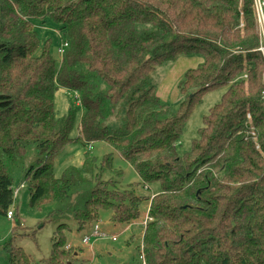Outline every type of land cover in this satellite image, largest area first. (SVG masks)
<instances>
[{"label":"trees","instance_id":"trees-1","mask_svg":"<svg viewBox=\"0 0 264 264\" xmlns=\"http://www.w3.org/2000/svg\"><path fill=\"white\" fill-rule=\"evenodd\" d=\"M46 17L69 44L59 68L49 42L39 54L33 21ZM259 45L254 0H0V214L8 216L20 175L30 208L60 223L45 264L77 259L67 243L69 215L78 231L106 212L113 223L133 226L146 204L145 264H264ZM194 53L204 61L186 74L173 112L153 77L159 66ZM59 88L76 92L84 110L76 141L106 143L143 184H159V193L140 196L136 185L105 179L109 156L55 176L76 121L74 111L57 117ZM214 88L226 92L182 155L183 128ZM125 99L124 124L112 130L107 123ZM5 250L9 264H31L23 248L9 243Z\"/></svg>","mask_w":264,"mask_h":264},{"label":"rangeland","instance_id":"rangeland-1","mask_svg":"<svg viewBox=\"0 0 264 264\" xmlns=\"http://www.w3.org/2000/svg\"><path fill=\"white\" fill-rule=\"evenodd\" d=\"M41 41L39 54L47 42L50 43V53L57 62L59 68L62 56L58 54L62 41L66 35L61 31V25L51 18L36 19L33 21ZM204 61L201 54H185L171 62L159 66L153 77L156 86V95L171 109L177 112L183 101L180 84L186 74L198 68ZM226 88H214L203 94L200 101L193 108L187 120L180 142L179 152L183 155L191 151L192 142L198 138L199 130L204 126V117L209 114L211 108L220 103ZM78 94L64 88H59L55 93V113L58 118L66 117L71 111L76 114V121L70 133L73 142L54 161V173L60 178L64 171L70 167L80 168L89 158H96L102 163L109 156L113 160V169L108 171L104 178L119 181L121 188L136 185L137 194L152 197L160 192L159 184H143L133 167L126 162L112 147L106 143L97 142L90 146L76 141L79 134V126L83 115V108L77 98ZM129 107V100L125 99L117 107L115 114L108 121V126L116 130L124 124L125 114ZM23 186V187H22ZM22 187V188H21ZM19 189L10 211L14 212L11 221L7 216L0 214V264H9L5 247L12 243L24 249L30 256L31 264H45V260L51 256L52 240L59 226L58 221L46 222L47 210L36 211L29 206L30 192L28 185L18 175L15 179V190ZM148 205H144L140 223L145 221ZM111 215L106 212L100 221L91 224L83 231H78L77 224L72 215L65 220L70 227L67 231L68 246L76 249L78 257L67 264H143L141 257L143 236L145 227L141 223L133 226L115 224L110 220ZM99 225L100 233L104 238L93 237L94 229ZM128 228L127 230H125ZM85 236L92 237L89 245L84 244ZM116 237L114 241L112 238ZM92 248V250H91Z\"/></svg>","mask_w":264,"mask_h":264},{"label":"built area","instance_id":"built-area-1","mask_svg":"<svg viewBox=\"0 0 264 264\" xmlns=\"http://www.w3.org/2000/svg\"><path fill=\"white\" fill-rule=\"evenodd\" d=\"M254 8H255V15H256V21H257V30H258L259 40H260V45L256 51L261 54V56L264 60V0H254ZM68 46H69V44L66 40L62 41L61 47L58 50V54L63 57ZM77 98L80 102L79 95L77 96ZM18 193H19V189L15 190V197H16V195H18ZM7 217L9 220L12 221L14 219V212L9 211ZM151 220L152 219H151L149 213H147V215L145 217V221L142 223L143 226L146 227L148 222H150ZM92 235H93V237H99V238H104V236H105V234L100 233L99 225H96L94 227V231H93ZM112 239L115 241L117 238L114 237ZM91 241H92V237L85 236V238H84V244L85 245H89L91 243ZM141 254H142L141 257L143 260V264H145L143 244H142Z\"/></svg>","mask_w":264,"mask_h":264},{"label":"crops","instance_id":"crops-1","mask_svg":"<svg viewBox=\"0 0 264 264\" xmlns=\"http://www.w3.org/2000/svg\"><path fill=\"white\" fill-rule=\"evenodd\" d=\"M91 229H94L93 226H91ZM128 228H126L125 230H127ZM70 247V246H69ZM92 250V248H91ZM76 257H78V253L75 254Z\"/></svg>","mask_w":264,"mask_h":264}]
</instances>
